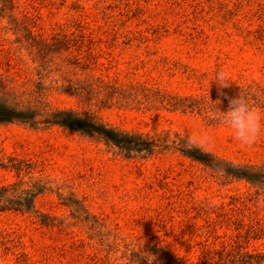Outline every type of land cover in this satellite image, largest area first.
Segmentation results:
<instances>
[{
  "label": "rangeland",
  "instance_id": "obj_1",
  "mask_svg": "<svg viewBox=\"0 0 264 264\" xmlns=\"http://www.w3.org/2000/svg\"><path fill=\"white\" fill-rule=\"evenodd\" d=\"M217 70L227 86L209 87ZM238 95L264 116V0H0L2 100L92 114L153 148L0 123V184L40 191L36 212L0 211V264H125L159 244L184 255L175 235L245 230L264 249V197L183 154L264 164V133L245 146L218 119Z\"/></svg>",
  "mask_w": 264,
  "mask_h": 264
},
{
  "label": "trees",
  "instance_id": "obj_2",
  "mask_svg": "<svg viewBox=\"0 0 264 264\" xmlns=\"http://www.w3.org/2000/svg\"><path fill=\"white\" fill-rule=\"evenodd\" d=\"M37 110L32 107L19 108L0 98V123L22 122L36 126L39 122L54 124L79 132L89 137H96L106 144L116 147L125 156V149L130 152L153 151L152 143L142 145L140 133L127 132L115 126L98 121L92 114H79L68 110L56 109L37 119ZM190 149L196 153H190ZM183 154L215 170H224L227 175L243 179L254 188L255 196L264 197V164H234L228 162L229 169H223L211 154L197 146H190ZM15 184H0V211L36 212L34 199L40 191H15ZM43 222V221H41ZM248 230L235 231L230 236L209 233L204 240L191 241L175 235L174 240L184 245L185 254L172 252L167 244L157 247L130 249L127 251L125 264H264V249H249L246 242Z\"/></svg>",
  "mask_w": 264,
  "mask_h": 264
},
{
  "label": "clouds",
  "instance_id": "obj_3",
  "mask_svg": "<svg viewBox=\"0 0 264 264\" xmlns=\"http://www.w3.org/2000/svg\"><path fill=\"white\" fill-rule=\"evenodd\" d=\"M227 81L225 72L217 70L209 82V87L211 83H215L222 88L228 85ZM218 119L231 130L233 138L245 146L253 144L264 133V116L240 95L229 99L226 111L218 109Z\"/></svg>",
  "mask_w": 264,
  "mask_h": 264
}]
</instances>
